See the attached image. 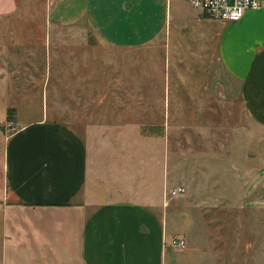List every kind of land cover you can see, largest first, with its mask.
Segmentation results:
<instances>
[{
	"label": "rangeland",
	"instance_id": "1",
	"mask_svg": "<svg viewBox=\"0 0 264 264\" xmlns=\"http://www.w3.org/2000/svg\"><path fill=\"white\" fill-rule=\"evenodd\" d=\"M17 2L16 13L0 15V194L7 136L31 121L59 122L88 144L107 139L103 155L139 150L141 202L161 207L168 231L186 229L187 248L169 247V264H264V129L218 69L215 42L192 33L205 25L191 18L188 0L187 23L166 50L164 41L107 47L80 22L52 21L46 0ZM154 22L175 28L170 15ZM176 185L185 192L163 206L165 188ZM62 243L50 237L41 253ZM23 246L0 238V264L57 261L25 257Z\"/></svg>",
	"mask_w": 264,
	"mask_h": 264
},
{
	"label": "crops",
	"instance_id": "2",
	"mask_svg": "<svg viewBox=\"0 0 264 264\" xmlns=\"http://www.w3.org/2000/svg\"><path fill=\"white\" fill-rule=\"evenodd\" d=\"M46 2L52 21L80 22L96 40L121 50L158 41L165 42L166 50L188 18L183 0ZM17 10V0H0V15ZM188 13L205 25L192 33L215 42L218 69L236 80L246 114L264 129V9L246 10L236 22L211 19L197 10ZM163 15L174 18L173 31L154 26ZM105 141L88 144L71 126L44 119L9 134L2 152L0 238L25 243V257L26 250L31 258L55 257L54 264H169L167 243L172 237L183 239L187 248L186 229L168 231L161 207L148 198L140 200L139 150L130 158L122 150L103 155ZM50 237L63 243L55 249L45 246L41 253ZM10 255L20 258L14 247Z\"/></svg>",
	"mask_w": 264,
	"mask_h": 264
},
{
	"label": "built area",
	"instance_id": "3",
	"mask_svg": "<svg viewBox=\"0 0 264 264\" xmlns=\"http://www.w3.org/2000/svg\"><path fill=\"white\" fill-rule=\"evenodd\" d=\"M193 9L211 19L226 22L238 21L246 10L264 9V0H188ZM185 192L182 186H171L164 190L165 202ZM168 246L174 250L185 248V242L178 237H172Z\"/></svg>",
	"mask_w": 264,
	"mask_h": 264
},
{
	"label": "trees",
	"instance_id": "4",
	"mask_svg": "<svg viewBox=\"0 0 264 264\" xmlns=\"http://www.w3.org/2000/svg\"><path fill=\"white\" fill-rule=\"evenodd\" d=\"M8 111H11V110H8ZM7 118H8V120H11L9 115H8ZM67 203H68V202H65L64 204H67Z\"/></svg>",
	"mask_w": 264,
	"mask_h": 264
}]
</instances>
